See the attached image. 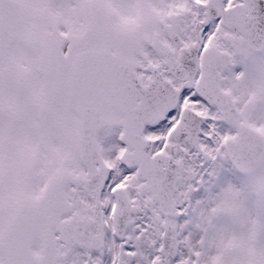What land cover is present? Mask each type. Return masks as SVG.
<instances>
[{"label":"snow or ice","instance_id":"1","mask_svg":"<svg viewBox=\"0 0 264 264\" xmlns=\"http://www.w3.org/2000/svg\"><path fill=\"white\" fill-rule=\"evenodd\" d=\"M0 264H264V0H0Z\"/></svg>","mask_w":264,"mask_h":264}]
</instances>
